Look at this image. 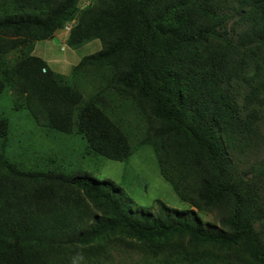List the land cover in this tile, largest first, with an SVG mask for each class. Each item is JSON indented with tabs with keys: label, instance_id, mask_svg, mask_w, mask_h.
Instances as JSON below:
<instances>
[{
	"label": "trees",
	"instance_id": "obj_1",
	"mask_svg": "<svg viewBox=\"0 0 264 264\" xmlns=\"http://www.w3.org/2000/svg\"><path fill=\"white\" fill-rule=\"evenodd\" d=\"M70 25V49L102 42L78 79L20 48ZM80 72L100 75L101 93L84 99ZM9 92L53 147L9 156L12 119L0 117V264H264V161L243 173L235 163L264 149V0H0V99ZM118 97L145 122L137 131L120 125ZM61 137L96 167L152 146L190 207L141 205L109 178L72 171Z\"/></svg>",
	"mask_w": 264,
	"mask_h": 264
},
{
	"label": "rangeland",
	"instance_id": "obj_2",
	"mask_svg": "<svg viewBox=\"0 0 264 264\" xmlns=\"http://www.w3.org/2000/svg\"><path fill=\"white\" fill-rule=\"evenodd\" d=\"M64 31L57 32L54 39L45 41L47 44H41L39 42L36 44L26 43L24 44V49L28 50L27 47L29 45L32 48L35 47L36 50L33 51V54L38 53L43 56L52 70L70 78L74 77L78 79V76L76 77L75 75V69L80 63V60L85 56H89L102 50V42L100 40H95L83 47L70 49V47L63 41L66 40ZM11 54L12 55L8 57L9 60L21 57V54L17 52ZM88 72L92 71L88 70ZM79 75L82 76L80 81L82 84L77 85L73 83L72 85L83 94L84 99L89 100L92 97L89 93L93 89L96 91L98 90V93H101L104 86L100 85L98 82L100 75L96 74L95 76H87L86 74H82V72H80ZM85 76L92 80L87 79ZM97 83L99 84L98 87ZM5 95H7L5 98L6 101L2 100L4 97L0 99V117L3 114H8L7 116L9 117L11 116L12 135L14 137L12 140L15 142V144L12 146L10 145L8 148V155H14L21 158L22 153L25 151L24 149L19 148L21 146L29 148L32 151H36L35 148H37L38 151L36 152H50V149L53 147V142L51 143L50 140L44 139L43 135L38 131L39 129L28 121L26 113H17L15 109L12 108V96L10 92L9 94L5 93L4 96ZM118 100L116 110L121 117L120 125L122 127L128 128L131 133V130L137 131L139 126L145 125V122L140 120L137 111L132 108H127L128 105L125 104L120 106V102L127 103L123 98L118 97ZM242 102L243 100H240V103ZM18 118L24 120V127L26 130L33 129L37 131V133L32 135L31 138H28L25 131H22L24 130L22 128L23 125L17 121ZM61 140L63 146L60 147L59 145L56 152L60 150L67 151L66 147L70 146L67 138L61 137ZM75 141L77 149L81 148L83 150L87 145L82 136H79ZM16 142L18 144H16ZM30 145H32V147ZM137 145L140 146L139 141L137 142ZM142 148L143 149L133 153L128 160L123 162L107 158L98 159L102 160V162L97 167L92 164L97 162V160L88 155L89 150L87 155L78 156L76 151L72 148L75 152L77 161H79L78 166H76L77 168L72 169V171L79 170L78 174H85L87 176L90 174L93 176H100L103 179L109 178L127 191L130 196L141 205H149L156 199H162L167 205L173 208L188 209L190 206L181 200L170 183L160 174L159 164H157L155 159L156 155L153 147L150 145H144ZM56 157L61 160L59 165L64 166V161L70 163L67 158L68 156H65L63 152L62 155L55 154L54 158ZM263 161L264 149H255L254 151L245 154L239 153L238 157L235 159L236 166L239 167L241 173L245 172L252 165H257L258 169L261 170L263 167ZM91 167L96 169L92 170ZM255 171L258 172L257 169H255ZM197 212L199 215L198 217L201 218L204 224L210 223L216 225L217 222L214 213L208 211Z\"/></svg>",
	"mask_w": 264,
	"mask_h": 264
},
{
	"label": "clouds",
	"instance_id": "obj_3",
	"mask_svg": "<svg viewBox=\"0 0 264 264\" xmlns=\"http://www.w3.org/2000/svg\"><path fill=\"white\" fill-rule=\"evenodd\" d=\"M70 29H71V26H69L67 29H65V30H67V31H64V35H65V38H66V40H63L67 45H68V43H67V37H68V34H69V31H70ZM57 38V37H56ZM54 39V38H53ZM50 40H52V39H50ZM24 44H26V43H24ZM24 44H22L21 45V47L20 48H24ZM41 44H47V42H43V43H41ZM20 51L21 50H19V53H20ZM12 55V54H11ZM9 57V56H8ZM43 57V56H42ZM44 58V57H43ZM81 61V60H80ZM47 62V61H46ZM51 68V67H50ZM54 71V70H53ZM56 72V71H55ZM58 73V72H57ZM61 74V73H60ZM173 188V187H172ZM174 190V189H173ZM175 191V190H174ZM195 211H197V209H194Z\"/></svg>",
	"mask_w": 264,
	"mask_h": 264
}]
</instances>
